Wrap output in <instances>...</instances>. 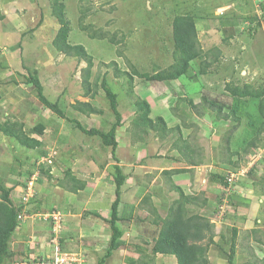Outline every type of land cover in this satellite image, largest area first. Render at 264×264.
<instances>
[{
	"label": "rangeland",
	"instance_id": "1",
	"mask_svg": "<svg viewBox=\"0 0 264 264\" xmlns=\"http://www.w3.org/2000/svg\"><path fill=\"white\" fill-rule=\"evenodd\" d=\"M59 1L69 21L68 43L82 44L92 57L89 81L97 79L99 84L105 79L117 96L122 118L115 136L117 161L99 137L75 127L77 119L85 129L106 132L115 118L100 88L92 100L82 96L86 63L54 48L58 25L52 15L53 0H0V122L18 121L25 135L40 141L39 147L28 149L0 133V180L13 187L11 199L22 209L21 225L10 242L12 256L4 264H98L109 247L106 219L114 198V164L136 178V185L153 191L151 196L145 193L149 202L141 197L146 213H139V195L123 188L118 222L123 234L105 264H177L174 256L150 253L160 228L150 210L155 208L157 216L164 217L177 198L165 170L185 171L178 174L184 177L181 186L186 193L206 191L215 198L212 208L219 209L209 213L215 237L207 264H229L232 228L237 229L234 264H264V126L256 134L263 123L258 100L247 99L237 106L239 123L233 116L225 117L237 100L229 95L227 85L264 88V0ZM9 3L11 11L6 7ZM178 15L194 18L210 68L194 82L188 78L176 84L145 82L133 77L130 83L132 67L153 75L173 63L172 21ZM90 32L103 34L104 39H90ZM112 37L117 44L109 42ZM203 59L192 61L191 75ZM116 70L127 75H116ZM33 75L44 96L57 101L67 119L40 104L28 82ZM137 99L160 106L150 116L162 114L170 132L132 126ZM204 99L221 105V114L209 109ZM76 102H90L99 114H78L73 109ZM184 140L200 165L194 169L173 148H183ZM252 140L255 148L248 147ZM227 150L237 155L228 158ZM228 159L235 162L231 168L225 163ZM216 175L228 176L229 184L223 185ZM72 178L84 182V189L72 192L78 186ZM196 181L202 182L204 191ZM189 208L202 214L193 204ZM52 216H58L56 223Z\"/></svg>",
	"mask_w": 264,
	"mask_h": 264
},
{
	"label": "trees",
	"instance_id": "2",
	"mask_svg": "<svg viewBox=\"0 0 264 264\" xmlns=\"http://www.w3.org/2000/svg\"><path fill=\"white\" fill-rule=\"evenodd\" d=\"M52 15L57 21L58 30L56 36L52 42L54 48L66 56L74 57L78 61H84L86 63V68L84 69L86 76L82 80V86L84 88L83 97L92 100L100 88L105 97L109 101V106L114 114V122L111 124L110 128L106 131H100L96 128L85 129L77 119L73 120L75 122V127L79 129L82 133L87 136L100 138L101 143L104 147H109L111 149V157L116 162L117 158L115 156V151L117 149L116 142V129L121 126L122 118L121 114L117 109V96L110 89L108 83L105 79H102L99 84L98 80L95 79L93 82L89 81L90 68L92 67V57L86 52L82 44H70L67 41L68 34L70 31L69 21L66 18L65 5L59 0H53L52 3ZM85 16V12H81V17ZM83 31L87 30L86 26L81 25ZM103 34H95L93 32L89 33L90 39L103 38ZM230 37V36H227ZM104 39V38H103ZM227 39V38H226ZM230 39V38H229ZM172 40H173V63L165 69L156 70L153 75L148 73L139 72L132 66V72L128 73L129 82L132 83L133 77H138L145 82H174L178 83L183 78H188L189 82H194L197 77L204 75L206 71L210 68L212 62L207 61L206 55L209 53H204L199 42L197 35V28L194 18L190 15H178L174 17L172 21ZM228 40V39H227ZM224 41V40H223ZM112 44L115 43V39L112 37L109 40ZM216 53H219L217 50ZM204 58L200 64L196 73L190 74L191 63L196 59ZM109 65H115V62H111ZM124 75L127 72H121L116 70V75ZM127 75V74H126ZM118 77V76H117ZM28 82L32 84L36 90L37 98L42 106L50 110L53 114L57 115L61 119H67L64 111L59 107L58 102L49 101L43 94V87L36 76H32ZM147 84V83H146ZM226 90L229 95L236 98V107L230 109L226 114V118L233 117L237 123L241 120V112L238 111V105L246 104L247 99H257L258 100V115L263 121L261 126L256 129V134H260L264 126V88L261 90L253 89L252 86L244 85L242 87L227 85ZM92 91V92H91ZM1 97V94H0ZM182 100L186 99L185 96L181 97ZM181 100V101H182ZM206 103L208 102L204 99ZM191 102V101H190ZM189 102V103H190ZM208 108L214 109L220 115L223 107L217 105L214 102H208ZM136 116L132 120V126L139 127L140 130L146 131L147 129L154 130L155 132H170L167 128L164 118L161 116L150 117L151 109L150 104L146 100L137 99L134 103ZM74 111L82 116H87L91 114H99V111L94 109L90 102H76L73 106ZM238 125V124H237ZM39 134L42 133V126H36ZM262 127V128H261ZM176 131L180 135V129L176 127ZM0 133L4 136L15 139L20 145L28 148L35 149L39 147L40 141L36 138H31L24 134L23 126L20 122H0ZM183 148L176 146L180 152V155L185 159L192 160L194 162L195 157H193V150H190L188 142L186 140L182 143ZM255 140L249 142L248 147L255 148ZM229 152V150H227ZM231 155H237V152H229L228 158ZM251 157V156H250ZM251 160H248L250 162ZM247 162V163H248ZM227 167L234 166L235 162L233 160L225 161ZM254 164V163H253ZM253 168L249 170H254ZM234 168V167H233ZM114 173L112 176V182L114 185L113 189V200L110 205L109 218L106 222L109 224L110 229V239L109 247L105 254L98 260V264H105V260L112 255V251L117 248V241L122 237V230L118 226L120 221L119 209L121 205V187L123 186L126 176L122 173L120 167L117 164L113 165ZM234 170V169H233ZM237 168L234 170L236 171ZM185 171L177 170H165L163 175L170 184L176 194L177 198L171 203L167 208L165 216H157L155 208H152L150 212L156 216L154 219V224L160 226L157 236L153 239V244L151 248V255H169L174 256L177 264H207V252L211 245H214V224L210 222L209 218L198 212H191L192 209L189 205H195L201 209L203 207L206 213L215 214L218 213L217 208H212V206L207 205L206 200L200 201L198 196L185 195L180 187H177L171 182V176L173 174H178ZM68 174V173H67ZM66 174V175H67ZM220 175V174H219ZM228 176H215V179L219 180L223 185L227 186L229 184ZM73 181L78 185L72 189V192L84 189L85 183L80 182L72 178ZM11 191L13 187L7 186L0 180V264H4L6 259L11 258L12 252L10 251V242L21 225V206H15L11 199ZM149 202V198L147 197ZM145 202V201H144ZM202 205V206H201ZM216 209V210H215ZM96 217L101 218L100 214L94 213ZM104 220V218H102ZM256 232L255 229L252 230ZM237 236V229L232 228V238L229 246L228 252V263L234 264L235 260V239ZM260 242V240H256Z\"/></svg>",
	"mask_w": 264,
	"mask_h": 264
},
{
	"label": "crops",
	"instance_id": "3",
	"mask_svg": "<svg viewBox=\"0 0 264 264\" xmlns=\"http://www.w3.org/2000/svg\"><path fill=\"white\" fill-rule=\"evenodd\" d=\"M13 1H10V3H12ZM10 3L9 4H7L6 5V7H9V9H7V10H12V9H14L13 8V6H12V4L10 5ZM155 82H157V81H155ZM162 82H166V81H162ZM157 107V109H158V111L160 110V106H157V105H152V103L150 104V109H151V113H152V109H153V112H155L156 110H155V108ZM156 113V112H155ZM162 115V114H161ZM160 114L158 115V114H155V115H153L154 117L155 116H161ZM151 117V116H150ZM162 117V116H161ZM163 118V117H162ZM166 141V140H165ZM164 141V142H165ZM164 144H166V143H164ZM173 148H175L176 150H177V152L180 154V152H179V150H178V148L176 147V146H174L173 145ZM189 148H190V146H189ZM190 150H192L191 148H190ZM139 158V157H138ZM184 158V157H183ZM185 159V158H184ZM138 160H136V162H137ZM186 161H187V163H189L188 164V166H190L191 168L190 169H194V168H196L197 166H200V165H198V163H191L192 162V160H190L189 158H188V160L186 159ZM125 176H126V179H125V182H124V184H123V186L121 187V195L122 196H125V195H123V188H129V190H130V192L129 193H133V192H137V194L139 195V198H138V201H137V203H135L134 204V207L133 208H135L136 207V204L138 205V206H140V210H138L139 211V213L140 212H145L146 213V209H145V207H143V205H141L140 204V202H141V197H142V199H143V197H145L146 196V194L147 193H149V192H151V191H153V190H150V188H145V187H143L140 183H138L137 182V185L135 184V182H134V179H136V178H134V177H131V178H129L130 176H128L127 174H125V173H123ZM184 177H182V176H180L179 174H178V176L176 177L175 175L174 176H172V181H173V183L175 184V185H177L178 187H180L181 188V190L183 191V193L185 194V195H193V196H198L199 197V199H200V197H202L201 199H200V201H202V200H206L207 201V205L208 206H212L211 205V202H214L215 201V198L213 199L212 197H211V193H208V192H206V191H204L205 189L203 188V186H201L202 184V182H203V180H204V178L202 179V182H200V181H196L198 184H199V190L200 191H204L203 193L201 192V193H199V194H195V193H186L183 189H182V184L184 183V179H183ZM111 181H112V178H111ZM200 182V183H199ZM197 184V185H198ZM112 185H113V182H112ZM113 187V186H112ZM204 189V190H203ZM146 191H148L147 193H146ZM97 193H99V190L97 191ZM146 193V194H145ZM149 195H150V193H149ZM201 195V196H200ZM151 196V195H150ZM146 197H148V196H146ZM122 200V199H121ZM123 201V200H122ZM161 201V200H160ZM122 203V202H121ZM123 204V203H122ZM121 206V205H120ZM202 206V205H201ZM201 209H202V215H204L206 218H209V213H206V212H204L203 211V207H201ZM135 211H137L136 209H135ZM210 219V218H209ZM237 219V218H236ZM120 222V221H119ZM156 237V236H155ZM154 237V238H155Z\"/></svg>",
	"mask_w": 264,
	"mask_h": 264
},
{
	"label": "built area",
	"instance_id": "4",
	"mask_svg": "<svg viewBox=\"0 0 264 264\" xmlns=\"http://www.w3.org/2000/svg\"><path fill=\"white\" fill-rule=\"evenodd\" d=\"M230 180V178H229ZM53 220L55 221V223L58 221V216H52Z\"/></svg>",
	"mask_w": 264,
	"mask_h": 264
},
{
	"label": "bare ground",
	"instance_id": "5",
	"mask_svg": "<svg viewBox=\"0 0 264 264\" xmlns=\"http://www.w3.org/2000/svg\"><path fill=\"white\" fill-rule=\"evenodd\" d=\"M134 86V85H133ZM233 116V115H232ZM183 145V144H182ZM172 182V181H171Z\"/></svg>",
	"mask_w": 264,
	"mask_h": 264
}]
</instances>
